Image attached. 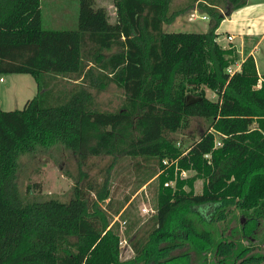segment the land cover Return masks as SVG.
Here are the masks:
<instances>
[{
  "label": "trees",
  "instance_id": "obj_1",
  "mask_svg": "<svg viewBox=\"0 0 264 264\" xmlns=\"http://www.w3.org/2000/svg\"><path fill=\"white\" fill-rule=\"evenodd\" d=\"M247 2L188 0L171 9L172 0H114L111 24L94 0H79L77 29L44 30L41 0H0V78L29 75L37 86L22 110L0 109V264H121L119 234L108 214L110 179L81 184L91 157L154 161L156 234L177 212L221 202L244 199L254 219L264 217V75L252 56L229 75L239 55L223 49L216 33ZM194 8L208 18L207 32H163ZM111 85L124 100L102 109L95 95ZM201 85L218 99L209 101ZM188 95L201 100L187 104ZM193 117L209 119V128L187 148L177 147L169 134ZM55 144L77 158L72 198L23 201L19 157ZM184 171L193 175L181 179ZM133 250L145 264H159L164 251Z\"/></svg>",
  "mask_w": 264,
  "mask_h": 264
},
{
  "label": "rangeland",
  "instance_id": "obj_2",
  "mask_svg": "<svg viewBox=\"0 0 264 264\" xmlns=\"http://www.w3.org/2000/svg\"><path fill=\"white\" fill-rule=\"evenodd\" d=\"M187 1L172 0L171 9L185 7ZM94 5L95 8H105L109 14L113 13L112 0H95ZM40 8L44 30L77 29L79 0H41ZM202 16L205 15L198 11L183 14L172 24L163 25V32L205 33L208 29V18L202 20ZM111 17L114 15L111 14ZM109 21H114V18ZM225 28L227 22L220 26L221 31ZM218 42L225 45L224 37H220ZM255 55L259 61L258 75H264V40ZM1 78L4 81L0 82L2 111L22 110L25 103L37 93L36 83L29 75L4 74ZM201 90L209 101L215 102L218 99L215 92L205 86L198 88V91ZM95 97L102 109L108 110L116 109L124 100L122 91L113 85ZM209 124V119L193 117L186 126L169 134V137L175 141L177 147L184 149L198 139L209 128ZM210 131L212 130L209 129ZM216 142L220 140L216 138ZM18 164L17 187L23 201L68 202L72 198V188L79 168L76 156L62 145L55 144L49 148L36 146L31 152L22 154ZM81 171L86 175L82 185L86 182L102 183L106 177L110 179L111 201L108 214L112 224H116L119 234L121 264L146 263L147 260L137 258L133 245L142 252L148 249L149 253L156 246L164 249L159 264H264V217H252L250 202H244V199L221 202L177 212L169 222L167 230L159 235L156 234L157 226L153 220L155 193L159 185L154 161L132 160L127 157L116 160L109 157H91ZM152 175L147 184L138 189L140 181ZM192 175V172H188L184 178ZM173 186L174 183L169 185ZM201 189L202 182L197 181L195 191L200 193ZM106 204L103 203L102 207L106 208ZM117 211L119 215L115 216ZM155 236H164V239L156 244L153 242Z\"/></svg>",
  "mask_w": 264,
  "mask_h": 264
},
{
  "label": "crops",
  "instance_id": "obj_3",
  "mask_svg": "<svg viewBox=\"0 0 264 264\" xmlns=\"http://www.w3.org/2000/svg\"><path fill=\"white\" fill-rule=\"evenodd\" d=\"M111 7L113 9V13L110 14L108 11H106L105 8H101L105 10L108 22L114 24L116 21V8L114 0H112ZM196 12L197 10L194 8L186 12L185 15L188 13L191 14ZM111 14L114 15V17H111ZM113 18L114 21H109ZM225 22H227V28L221 31L220 26ZM221 25L216 32L219 35V37L217 38V43L223 49H225L226 47H233L239 55L240 62H243L246 57L252 56L257 69L259 61L255 53L261 41L264 40V0H248L245 7L234 11L229 17H226L222 21ZM223 33H225V35L222 36L221 34ZM228 36L233 37L232 43L227 42L226 37ZM220 37H224L225 45H221L218 42Z\"/></svg>",
  "mask_w": 264,
  "mask_h": 264
},
{
  "label": "built area",
  "instance_id": "obj_4",
  "mask_svg": "<svg viewBox=\"0 0 264 264\" xmlns=\"http://www.w3.org/2000/svg\"><path fill=\"white\" fill-rule=\"evenodd\" d=\"M201 19H202V20H205V19H207V17H206V16H202ZM226 40H227L228 43H232V42H233V37H232V36H228V37H226ZM242 63H243V62H236V63H234L233 65L229 66V67L227 68V73H228L229 75H233V74L239 72L240 69H241V65H242ZM2 81H3V79L0 78V82H2ZM219 146H220V142H216V141H215V147H219ZM187 173H188V172H185V171L182 172V173L180 174V178L183 179L184 177H186ZM170 184H171V183H166V184H164V186H165V187H168Z\"/></svg>",
  "mask_w": 264,
  "mask_h": 264
},
{
  "label": "water",
  "instance_id": "obj_5",
  "mask_svg": "<svg viewBox=\"0 0 264 264\" xmlns=\"http://www.w3.org/2000/svg\"><path fill=\"white\" fill-rule=\"evenodd\" d=\"M187 104H191V103H194V102H196V101H200L201 100V98H193L191 95H188L187 96Z\"/></svg>",
  "mask_w": 264,
  "mask_h": 264
}]
</instances>
